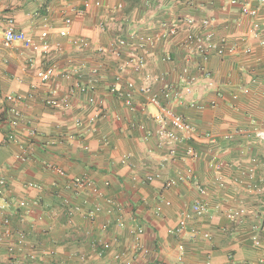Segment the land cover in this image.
<instances>
[{"label":"crops","instance_id":"obj_1","mask_svg":"<svg viewBox=\"0 0 264 264\" xmlns=\"http://www.w3.org/2000/svg\"><path fill=\"white\" fill-rule=\"evenodd\" d=\"M229 1L0 0V36L12 19L15 29L31 41L39 42L46 33L51 44L48 54L34 53L20 43L9 49L0 45V94L7 102L6 109L0 108V177L5 182L0 233L12 232L10 238L0 240V264H258L264 260V232L259 229L264 214V142L254 134L256 128L264 129V18L254 21L241 13V3L254 6L259 0H238L237 5ZM188 18L213 19L214 42L221 47L225 39V53L213 49L204 62L182 47L181 31L165 37L163 22L181 21L184 30ZM67 20L72 25L63 37ZM150 37L156 39L154 46L147 42ZM78 39L85 43L73 45L71 41ZM120 39L128 45L117 56L113 50ZM247 47L251 53L245 52ZM140 59L145 66H138ZM50 64L57 66L59 75L43 83L37 72ZM185 66L186 77H197L199 84L192 96L173 108L195 129L177 145L176 158L162 164L166 149L156 134L146 136L157 129L152 119L157 110L140 89L147 85L159 92L165 84L181 87ZM95 79L93 92L74 89ZM128 81L136 85L132 106L110 94L114 85L125 89ZM65 97L69 102L60 108L46 105L48 99L62 102ZM10 107L22 112L27 125L37 131L25 161L19 159L22 146L29 144L25 125L16 131L14 142H6ZM189 148L195 157L188 154ZM125 155L130 156L128 164L121 162ZM190 171L206 195L191 182L166 187L169 179ZM159 172L161 178L147 182L148 176ZM82 180L88 181L83 190L77 187ZM201 200L207 213L191 220L185 234L174 235L180 217ZM97 205L101 212L88 217ZM228 212L242 213V222L230 221ZM5 219L10 220L8 226ZM137 223L144 234L142 250L135 253L132 232ZM192 231L211 238H192ZM99 241L108 246L102 258L96 249ZM117 254H122L120 263ZM79 256H85L86 262Z\"/></svg>","mask_w":264,"mask_h":264},{"label":"built area","instance_id":"obj_2","mask_svg":"<svg viewBox=\"0 0 264 264\" xmlns=\"http://www.w3.org/2000/svg\"><path fill=\"white\" fill-rule=\"evenodd\" d=\"M229 3L231 5H237L240 4L238 0H230ZM97 6H100V3L96 4ZM89 7V5H86ZM241 13L245 16L250 17L252 20L257 21L261 17L264 18V0H259L256 5H252L250 2L241 3ZM180 22L177 21L174 23L170 22H163L162 26L165 30V37H174L177 36L180 31L184 33L185 40L183 43L184 49L188 52V54L191 57L194 56H200L204 62H207L210 58L211 52L213 49L218 50V53L223 55L225 52V43L226 40H221V47H217L215 44V32L212 29V25L214 24L213 19H202L200 21H197L195 18H188L185 20L188 25L186 29L182 30L180 27ZM72 25L71 20L66 21V30L61 32V36L67 37L69 35V28ZM259 34L256 32L254 36L256 38H259ZM39 42H34L28 39V36L25 32L18 31L14 27V21L10 19L8 21V27L4 30L3 34L0 36V45L5 48L9 49L14 44L20 43L24 49L30 50L34 53L37 52H44L45 54L50 53L51 51V44L48 40V35L46 33H43L39 39ZM73 45H82L84 44V40L78 39L71 41ZM147 42L150 46H154L156 39L155 38H148ZM264 44V42H262ZM128 43L120 39L117 41V44L113 50V53L117 56H120L121 48L126 47ZM60 46L59 44L57 45ZM236 49V48H235ZM246 53H251L252 48L247 47L245 49ZM136 60V59H135ZM166 60H170V57H167ZM137 64L139 67L145 66V61L143 59H140L137 61ZM201 70L204 72L206 76H209V73L205 67H202ZM94 75L98 74V69L93 70ZM183 77L182 85L181 87L175 86L173 84H165L162 85V87L159 89V92H155L152 87L145 86L140 89L141 92L149 95V103L153 105L156 108V112L152 115L153 121L157 125V129L154 132L147 131V138L151 137L153 134H156L159 141L160 146L164 147L167 151L166 155L164 156L163 163L165 164L169 161H172L176 158L177 155V145L184 140L190 138L194 132V126L191 124L186 117L176 112V110L173 108V104L177 102H181L185 100L187 97H190L193 95V92L196 88V86L199 84V79L197 77L193 78H187L186 75L189 73L188 66L182 67L181 71ZM58 74V69L56 65L50 64L46 68L39 70L37 72V77L43 82V83H49L51 82ZM121 79L119 77L116 78V82H119ZM96 83L97 80H92L88 85H76L74 89L78 90L80 93H88L93 92L96 89ZM210 85H213L212 83ZM73 89V90H74ZM136 90V85L132 81H128L126 84L125 89H119L117 85H114L110 89V94L115 96L117 99L123 100L127 103V105L132 106L133 101V94ZM55 94V92H53ZM15 99V98H13ZM9 98L8 100H13ZM22 97H17L16 100H21ZM165 100L163 102L162 100ZM69 102V98L65 97L62 102H59L53 98L46 100V105L54 108H60L62 105H67ZM6 99L2 97L0 94V108H5L6 106ZM90 104H94V99H89ZM190 106H195V103L191 102ZM143 112H147V109L144 107L142 108ZM6 112L9 115V131L6 134V142H14L16 131L19 127L22 125H25V131L27 133V137L29 139V144L23 145L22 150L23 154L19 157L20 160L25 161L28 159L30 150H31V144L32 140L36 137L37 131L33 127H29L27 125V122L25 120L24 115L22 112L17 110L16 108L10 107L6 110ZM99 116V115H98ZM98 116H95L94 119H96ZM255 137L261 141L264 142V129L262 128H256L254 131ZM188 154L192 157L196 156V152L193 148H189ZM130 159L129 155H125L122 158L123 164H128V161ZM51 170L64 175V171L51 166ZM161 173H156L154 175H150L147 177V182H152L155 179L161 178ZM183 182H191L194 185H196L199 189V192L201 195H206L207 191L205 188L201 187L197 180L192 176V171L189 172V175H181L179 174L176 178L169 179L166 182V187H172L179 183ZM4 179L0 177V197L4 196L5 189H4ZM86 185H88V181H79L77 183V187L83 190ZM95 194H99L98 189H94ZM80 209L78 207L75 208V211H79ZM74 210H71L69 212V218L72 219L74 215ZM208 211V206L204 201H197L196 203H193L190 207L189 211L183 214L179 221L178 226L175 230L172 231L174 235H183L188 231L189 228V222L195 218L201 217ZM101 212V207L99 205L95 206V208L89 212L87 215L90 218H96L97 215ZM226 217L235 223L242 222V213L240 212H228L226 214ZM260 231L264 232V214L260 215ZM10 224L9 219L4 220V225L8 226ZM144 234V228L139 223L134 225V229L132 232L133 236V249L135 253H138L142 250L141 246V237ZM12 236L11 231H7L6 233H0V240L4 241ZM198 236H202L205 239H210L209 234H200L199 232L192 231V238H196ZM255 244L259 245L260 242L257 240V238H254ZM20 244L24 243L23 239H20ZM99 249H97V254L99 257H104L106 255V251L108 246L105 245L102 241L97 242ZM122 257V254L115 255L116 262L120 263V259ZM79 259L82 262H86L85 256H79ZM258 264H264V260H260Z\"/></svg>","mask_w":264,"mask_h":264}]
</instances>
